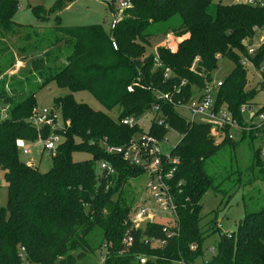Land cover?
<instances>
[{
    "label": "trees",
    "instance_id": "1",
    "mask_svg": "<svg viewBox=\"0 0 264 264\" xmlns=\"http://www.w3.org/2000/svg\"><path fill=\"white\" fill-rule=\"evenodd\" d=\"M73 1L55 0L49 9L29 5L38 19L52 14L56 19L46 35L38 36L36 30L13 20L19 0H0V38L17 36V53L24 62L19 70L23 78L12 75L8 91L3 80L0 84V100L8 104L7 117L0 120V170L7 190L6 203L0 207V264H75L94 251L86 238L95 226L102 230L99 248H107L104 264H140L136 259L140 255L147 257L144 264H194L204 253L206 236L219 231L215 218L200 225L204 193L219 190L207 172L208 161L224 146L234 148L245 138H256L262 128L243 130L236 138H229V129L222 128L224 136L217 142L210 123L191 121L157 93L185 101L210 83L219 57H227L233 68L216 90L215 109L225 105L239 125L247 126L241 107L251 105L264 88V70L258 86L246 88L240 55L247 51L242 40L252 38L255 26L264 27V6L130 0L131 6L110 31L102 24L62 25L58 12ZM157 35L172 41L146 54L150 38ZM10 58L0 67L3 73L15 63L13 55ZM263 61L264 42L253 59L258 68ZM166 68L171 72L168 77ZM30 74L40 82L30 84ZM51 82L70 92L53 99L64 121L59 130L63 142L51 152L50 169L41 172L20 160L17 142L33 143L48 135L49 127L37 130L28 118L37 105L36 92ZM78 91L89 92L108 111L117 108L116 118L76 101L73 93ZM155 104L165 122L181 135L171 149L178 163L169 180L178 220L173 225L148 222L135 228L130 212L136 196L129 181L143 171L105 152L100 142L127 143L141 128L118 120L139 119ZM167 132L156 123L149 128L158 137ZM75 152H86L90 158L74 161ZM97 160L110 161L116 173L99 175ZM252 164H261L258 149H253ZM127 236L133 241L124 245ZM154 240L165 244L156 245ZM202 264H264V205L246 213L233 231L220 233L215 253Z\"/></svg>",
    "mask_w": 264,
    "mask_h": 264
},
{
    "label": "rangeland",
    "instance_id": "2",
    "mask_svg": "<svg viewBox=\"0 0 264 264\" xmlns=\"http://www.w3.org/2000/svg\"><path fill=\"white\" fill-rule=\"evenodd\" d=\"M55 0H19V6L13 16V20L22 25L31 27L36 30L38 36H43L48 33L56 25L54 14L47 17V19H38L28 7L41 6L49 9ZM214 3L231 4L237 2L236 0H213ZM131 6V5H130ZM123 10L122 13H124ZM120 14V10L116 7H107L104 0H74L65 9L58 12L59 22L64 26H86L92 24H102L105 29H108L112 16ZM264 29V27H262ZM263 37L261 30L255 31L252 39V44L256 49L258 48ZM249 39V38H247ZM246 39V40H247ZM10 41L9 45L6 44ZM168 41L164 36L157 35L150 38V45L146 47V54L155 50L157 46H162ZM18 37L10 36L5 40L0 38V67L2 68L7 58L12 55L14 65L9 66L3 73L0 70V84L3 80L5 88L8 91L9 85L12 83L10 77L12 75L23 78L19 70L23 69L24 62L20 61L17 53ZM10 46V47H7ZM257 51L250 55V58L244 54L240 55V63L245 67L246 88L257 87L261 81V73L259 68L254 65L253 59ZM219 57V56H218ZM11 59V58H10ZM264 61L260 64L262 66ZM233 62L224 56H220L217 62V67L213 70L211 75L210 85L213 86L219 80H223L232 70ZM28 74V73H27ZM26 74V75H27ZM29 75V74H28ZM30 84L33 86L40 82L39 78L31 75ZM16 78V79H17ZM13 79V80H16ZM70 91L67 88H60L54 82H51L39 89L36 92V103L40 107H53V99L57 96L65 95ZM73 96L76 101L88 104L94 110H101L109 114L112 118H116L118 109L114 108L111 111L106 110L96 99L87 91L74 92ZM250 110L246 109L243 113L245 121L253 124H258L260 120L258 116L251 119L250 114H257V111L264 107V88L259 90L253 98ZM177 111L187 118L190 114L187 110L176 108ZM8 104L0 100V120L7 117ZM150 116L144 114L139 118V124L147 129L150 123ZM205 119L200 116H195V120ZM262 132L256 134V138L252 140L245 138L240 141L234 148L229 146L222 147L218 153L208 161L207 172L213 177L214 184H218V191L207 190L202 197V221L200 225L209 223L213 218L217 223L221 224L219 231L206 236L202 243L203 255L195 259L194 264H202L203 261L209 259L215 253V245L218 242L219 234L224 232H231L236 228L237 222L248 212L259 210L264 205V154L260 155L261 164H252L253 149L259 148L261 145ZM168 143L162 147L163 152H169L175 144L180 140L181 135L174 129L170 128L167 132ZM221 137V136H220ZM216 136V141L221 140ZM29 147V152L24 154L21 149L19 158L25 163L34 162L41 172H45L51 167V151L43 149V141H35L33 143L26 142ZM74 161H82L90 158V154L86 152H75L72 155ZM31 162V163H32ZM3 171L0 170V207L6 203V182L3 177ZM147 182V175L141 174L130 179V190L136 196V204L140 202L147 191L145 185ZM134 207V205H133ZM172 217L169 214H158L159 221L170 220ZM169 224V223H168ZM169 225H172L171 223ZM89 245L94 249L93 252L86 255L84 258L76 261L75 264H104L103 258L107 248L99 244L102 240V230L98 226L92 228L86 238ZM23 264H40L25 261Z\"/></svg>",
    "mask_w": 264,
    "mask_h": 264
},
{
    "label": "built area",
    "instance_id": "3",
    "mask_svg": "<svg viewBox=\"0 0 264 264\" xmlns=\"http://www.w3.org/2000/svg\"><path fill=\"white\" fill-rule=\"evenodd\" d=\"M107 7H116L120 10V14L112 16V19L109 23L108 29L112 31L116 23L122 18L123 10L127 9L131 5L130 0H104ZM238 3H244L249 5H259L264 6V0H236ZM254 31L261 30L263 32L262 40L256 49L252 44V38L243 39L242 44L245 46L247 57H250L251 54L258 51L259 47L264 42V29L259 27H254ZM111 45L114 49L117 48V44L113 35L110 36ZM264 70V64L259 67V72L261 73ZM170 70L165 69L164 76L168 77L170 75ZM181 84H185V81H182ZM222 84V80H219L215 85L211 86L207 84L202 90L195 91L191 97L184 100L173 101L171 96L164 93H157V98L164 99L167 102L173 103L176 108L185 109L190 114V120L195 122H207L212 125V134L215 136H221L222 139L224 133L222 128L229 129V138H236L241 131H247L249 129L262 128L260 132L261 135V145L259 148L260 155L264 154V109L257 113L256 115L250 114L251 119L255 116H258L260 122L256 125L251 122H248L247 126L239 125L235 119L232 117L231 113L227 110L225 105L220 106L215 109V98L216 90ZM128 90H132V86H128ZM246 109L250 110L249 105H244L241 107V112L244 113ZM145 114H148L150 118V123L147 129H144L139 124V119L134 116H125L118 120L122 125L133 127L134 125H139L141 131L134 134L127 143L123 145H110L103 140L100 142L102 148L105 152L110 154H115L131 168H137L143 171L147 175V182L145 185L146 193L140 197V202L134 207L130 212V220L135 228H141L148 222H160L164 224H175L177 222V205L175 198L171 191V184L169 180L172 177V173L176 169V164L178 160L176 157L171 155V150L169 152H163L162 147L168 143L167 133L161 137L149 133V128L152 123H156L158 126L163 127L166 130H169L170 125L165 122V118L160 116V107L159 104H155L149 111ZM195 116H200L205 119H200L199 121L195 120ZM142 117V116H141ZM140 117V118H141ZM28 121L34 126L37 130H40L44 126L49 127L50 131L45 138L39 136L37 141H43V149L54 152L59 144L63 142V137L60 134L59 130L63 128V118L62 115L56 107H40L35 105L31 114L28 118ZM235 131H238V135L235 134ZM19 149L24 154L29 152V147L26 146V142L19 140L17 142ZM172 165V166H171ZM97 173L99 175H112L116 173L114 165L108 160H97L96 161ZM158 214H169L171 215L170 220L159 221L157 219ZM218 228H221V224H218ZM133 238L131 236L124 237L122 243L128 245L132 243ZM156 245H164V240H154ZM195 246L192 245L191 248ZM21 258H25L24 248L20 246ZM136 259L140 264H144L147 260V257L144 255L137 256Z\"/></svg>",
    "mask_w": 264,
    "mask_h": 264
},
{
    "label": "crops",
    "instance_id": "4",
    "mask_svg": "<svg viewBox=\"0 0 264 264\" xmlns=\"http://www.w3.org/2000/svg\"><path fill=\"white\" fill-rule=\"evenodd\" d=\"M31 162H32V161H31ZM31 162H30V163H26V164H28V165H33V166H34V162H32V163H31Z\"/></svg>",
    "mask_w": 264,
    "mask_h": 264
},
{
    "label": "water",
    "instance_id": "5",
    "mask_svg": "<svg viewBox=\"0 0 264 264\" xmlns=\"http://www.w3.org/2000/svg\"><path fill=\"white\" fill-rule=\"evenodd\" d=\"M235 134L238 135L239 134L238 131H235Z\"/></svg>",
    "mask_w": 264,
    "mask_h": 264
}]
</instances>
